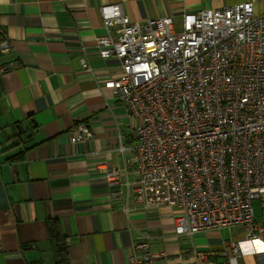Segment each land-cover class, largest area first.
I'll return each mask as SVG.
<instances>
[{
  "label": "crops",
  "instance_id": "1",
  "mask_svg": "<svg viewBox=\"0 0 264 264\" xmlns=\"http://www.w3.org/2000/svg\"><path fill=\"white\" fill-rule=\"evenodd\" d=\"M247 1L264 13V0H0V39L11 46L0 52V65H11L0 74V264H134L129 257L145 241L152 253L166 251L152 264H264V233L250 240L224 226L178 235L170 207L145 211L135 202L123 210L126 182L136 175L121 172L116 188L104 169L123 166L117 147L128 142L131 120L103 87L120 62L100 57L93 44L105 32L102 4L120 3L141 22L170 16L179 30L184 13ZM80 122L92 138L71 142ZM50 220L64 235L58 262Z\"/></svg>",
  "mask_w": 264,
  "mask_h": 264
},
{
  "label": "built area",
  "instance_id": "2",
  "mask_svg": "<svg viewBox=\"0 0 264 264\" xmlns=\"http://www.w3.org/2000/svg\"><path fill=\"white\" fill-rule=\"evenodd\" d=\"M253 7L247 1L184 13L176 30L170 16L141 22L124 14L120 3L99 6L105 32L93 44L100 57L120 62L103 87L131 120L128 142L117 147L123 166L104 169L116 188L121 172L136 175L126 182L125 212L135 202L145 211L170 207L178 235L228 226L250 240L262 237L264 13ZM10 50L2 38L0 52ZM10 67L0 65V74ZM91 138L83 122L70 136L71 142ZM254 201L263 209L260 219ZM136 248L139 256L129 257L134 264L166 258L165 250L150 252L146 241ZM229 250L237 254L239 245Z\"/></svg>",
  "mask_w": 264,
  "mask_h": 264
},
{
  "label": "trees",
  "instance_id": "3",
  "mask_svg": "<svg viewBox=\"0 0 264 264\" xmlns=\"http://www.w3.org/2000/svg\"><path fill=\"white\" fill-rule=\"evenodd\" d=\"M47 233L48 238L52 244V250L55 260L58 262L59 257L61 256L64 259L67 251L64 242V235L61 231L58 221L50 220L47 222Z\"/></svg>",
  "mask_w": 264,
  "mask_h": 264
},
{
  "label": "rangeland",
  "instance_id": "4",
  "mask_svg": "<svg viewBox=\"0 0 264 264\" xmlns=\"http://www.w3.org/2000/svg\"><path fill=\"white\" fill-rule=\"evenodd\" d=\"M253 206H254V216L256 218H260V216L262 215L263 213V209H261L257 203V201H254L253 202Z\"/></svg>",
  "mask_w": 264,
  "mask_h": 264
}]
</instances>
